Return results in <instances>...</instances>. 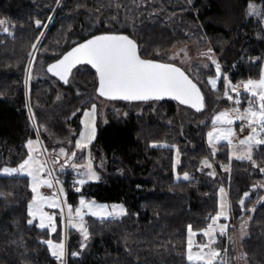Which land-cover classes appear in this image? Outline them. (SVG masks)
Segmentation results:
<instances>
[{"label":"trees","instance_id":"16d2710c","mask_svg":"<svg viewBox=\"0 0 264 264\" xmlns=\"http://www.w3.org/2000/svg\"><path fill=\"white\" fill-rule=\"evenodd\" d=\"M252 1L260 3L264 13V0H143L127 16L121 12L122 0H0V20L6 21L0 26V87L6 85L8 100L0 99V168L18 166L27 156V141L37 137L27 96L47 107L56 102L58 89L50 80L26 83L35 50L32 45L38 37L37 53L46 48L52 61L74 45L70 40L92 25L97 27L95 34L114 30L131 35L145 58H154L181 43L200 47L209 43L223 77L233 82L258 79L264 62V23L248 15ZM36 20L41 21V27L36 26ZM199 72L200 80L191 76L205 93L206 109L211 101L206 87L208 79L216 75L215 65L210 63L208 69ZM75 74L82 84L98 83L95 70L88 65L76 68L72 76ZM223 77L219 88L211 90L216 98L224 95ZM247 97L243 94V106ZM89 101L84 100L83 106ZM144 103L149 106L141 114L127 117L110 109L106 114L99 112L91 155L100 179L82 185L80 192L69 189L67 197L74 207L81 196L123 204L127 214L115 219L87 218V241L78 230L68 228L67 264H189L188 225L202 230L210 224L209 218L218 211L222 185L229 193L233 223L248 219V234L243 240L248 260L264 264L263 188H257L264 184V174L247 160H230L226 144L213 155L206 142L210 122L201 127L196 145L182 137L180 127L172 123L177 102ZM80 118L77 114L72 119L76 131L81 128ZM175 147L181 153L177 168ZM73 150L75 147L69 152ZM253 158L264 167V146L255 148ZM205 160H212L218 172L205 167ZM211 170L214 176L209 175ZM177 172L188 173L191 178L178 179ZM30 188L25 176L0 175V264H59L42 241L66 240L62 217L52 234L35 223L28 225L27 206L33 197ZM244 193L249 196L241 206ZM229 232H234V227ZM82 242L87 245L83 250ZM216 245L221 247L222 242ZM77 252L78 256L71 255Z\"/></svg>","mask_w":264,"mask_h":264},{"label":"snow or ice","instance_id":"6c2138e0","mask_svg":"<svg viewBox=\"0 0 264 264\" xmlns=\"http://www.w3.org/2000/svg\"><path fill=\"white\" fill-rule=\"evenodd\" d=\"M248 15H257L264 17V13L256 9L255 4L248 5ZM51 19V18H49ZM6 21L0 20V26L4 25ZM37 27H41V21L36 20ZM46 27V25H45ZM5 33H8L7 27L3 28ZM43 36V33L40 34ZM39 37L36 43L32 45L33 49H37L39 44ZM211 51V49L209 50ZM30 55H32L30 53ZM35 57L33 56V60ZM212 64L215 65L216 77L210 78L208 84L211 85L213 90H216L217 83L221 79L220 65L211 57ZM86 63L91 65L98 75V88L97 92L100 97L109 100H124V101H149L160 100L166 96H170L182 105H187L197 112L202 111L204 108V95L196 83L179 67L162 63L154 60L143 59L139 54V47L135 40L124 34H102L88 39L84 43L72 48L56 62L47 67V71L53 76L58 77L60 81L65 84L69 82V74L76 65ZM31 61L29 65V78H30ZM223 79L227 81L225 84L224 97L233 101L237 107L231 111H222L216 115L213 120V131L207 135L209 143L212 146L213 155H215L216 147L215 142L225 140L234 149L232 158L236 160H247L252 163L253 167L259 169L264 174V167L258 165L253 158V149L264 146V70L261 71L258 79H248L242 82L243 91L248 94L247 104L248 107L241 110L238 106L241 104L240 85H233L228 81L227 76ZM27 83V81H26ZM230 93H234L232 95ZM75 115V113L73 114ZM82 120L84 131L80 133V137L75 142V149L84 151L89 148V145L96 137V105L93 104L90 109L83 111ZM235 120L245 121L246 127L250 129L249 135L240 139L237 144H233L232 138L235 133L231 127ZM217 125H227L228 127H217ZM244 128H241L243 131ZM39 144V140L27 141L28 155L17 167H3L0 168V175H26L31 178V192L33 197L27 206L28 219L26 223L33 225L34 221L38 219V227L41 230L49 229L50 234L57 232L56 215L50 214L44 210L45 206L49 208L59 209L60 215L64 217V208L62 201L53 196H45L40 192L41 187L49 189L54 187V177L52 170L48 168V161L41 160L40 155L47 152L46 148H33V144ZM155 146V145H154ZM238 149V151H236ZM33 153H39L34 155ZM59 156L64 157L66 162L72 161L77 153L72 151L69 153L63 147L59 149ZM52 163H57L53 160ZM179 151L177 150V159L175 164L178 165ZM204 166L211 168L212 165L207 161L202 162ZM72 168H84L85 171L81 174V178L76 181L77 185H84L92 180H99L100 177L93 170L91 159H88L84 165L71 163ZM223 167V166H222ZM228 171L227 168L224 169ZM209 175H215L210 172ZM179 178V177H178ZM183 179L188 180V173L183 174ZM58 184L59 181H56ZM77 192H80V187H76ZM63 188L59 189L63 193ZM221 193H224V188H220ZM226 195V194H225ZM249 193H244V199L240 200V205L243 206L245 199ZM264 200V197L261 198ZM80 207L74 210L72 206L67 207V224L70 227L76 228L83 240L89 239L88 228L84 224L85 215L96 217L100 220L108 218H118L126 215V210L123 206L113 205L109 209L108 205L97 204L95 201H86L81 198L79 201ZM225 204L220 205V211L216 216L210 217L211 223L207 228L202 230L203 236L207 237V242L204 244H196V251L193 252L192 236L198 233L194 232L191 225H188L187 231L189 233L187 260L189 264H228L223 260L220 250L213 247L215 244V232L219 230L220 235H224V230L227 225L217 224L221 218H227L225 212ZM42 243L47 245L50 255L55 258L59 264H64L66 251L65 244L60 242H53L52 239L44 240ZM86 243H81V250L85 248ZM72 256H78L79 253H71ZM246 258V255L245 257Z\"/></svg>","mask_w":264,"mask_h":264},{"label":"rangeland","instance_id":"374dc122","mask_svg":"<svg viewBox=\"0 0 264 264\" xmlns=\"http://www.w3.org/2000/svg\"><path fill=\"white\" fill-rule=\"evenodd\" d=\"M142 1L143 0H122V11H121L122 15L127 16V12L130 9L135 8L136 4L138 2H142ZM183 1H185L187 3H192L194 0H183ZM250 3L255 4L256 9L259 12L263 13V6L260 3L255 2V1H252ZM252 16H255L258 20H261L264 23V17L257 16V15H252ZM46 31L47 30L43 31V36L45 35ZM96 31H97V27H95L94 25H92L88 29H84L79 35L75 36L72 40H70L71 44H75V43L82 41V39H84L85 37H88L89 35L91 36V35L95 34ZM109 32H115V31L113 30V31H109ZM43 36H41V38H43ZM45 49H43L39 53H37V51H38L37 49L34 50L33 55L30 59V61H31L30 78L31 79L29 78V66H28V72H27L28 84L27 85H29L30 80L32 81L33 79H35V80H39V79L50 80L52 82V84H54V86L57 87L58 92L56 94V102L49 107L43 106V105L39 104L38 102H35L36 99L35 100L32 99L30 101V99L28 97L29 95L27 96L28 114H29V117H30L33 125L35 126V130H36V134H37V137H32L29 140H33V141L39 140L40 143L39 144L34 143L33 148L34 149L46 148L47 151L49 152L48 153L49 156L55 155L54 160H56L55 158L60 157L62 161L59 164V166H67L69 169H72L76 172L77 178H76L75 182L79 178H81V174L85 171V169L84 168H79V169L72 168L70 166V164L76 163V164L84 165L87 163L88 159H91L92 165H93V170L100 177L98 169L96 168V166L92 160V155H91V145L96 140L98 127H99V122H98L99 112L102 111V114H106L107 111L110 109V110H114L116 112L121 111L123 113V115L125 117H127V116H130L131 114H141L145 110L146 107L148 108L149 105H147L146 103H143V102L118 104V103L113 102L111 100L104 99L97 94V92H96L97 85H95V83L93 84L90 82L89 83L83 82V84H82L80 82V77L78 76V74H75L74 77L72 76L68 85H64V84L59 85V83L57 81H54L53 79H51L49 73L47 72V69H46L47 65L52 61L51 60L52 58L48 54L49 51H47ZM210 49H211V44H209V43L203 47L197 46L195 43H181V44L175 45L172 49H170L168 51L157 54L156 56H154L153 59H157V60L162 61V62L176 64V65L182 67L183 69H185L188 73H190V75H192L196 79L200 80L201 76H200L199 70L201 68H204V70L208 69L210 63H212L211 59H209V57H211L214 60H216V58H217L215 53H213L212 49H211V51H209ZM62 54H60L58 57H60ZM33 56L35 57L34 60H33ZM29 65H30V62H29ZM83 70H85V68ZM262 70H264V62H263V69ZM220 72H221V79H222L224 72L221 69V67H220ZM215 77H216V75L212 76L210 78H215ZM221 79L218 81L216 89L219 88ZM228 81H231V80L228 79ZM246 81L247 80H243V81H239V82L231 81V83L233 85H240L241 86L239 89V91H240L239 98L241 100V104L238 106L241 110L248 107V104H246L244 106L242 105L244 102L243 101L244 100L243 94H247L243 91L242 82H246ZM226 83H227V81H226ZM0 88L2 89V91H0V96H4V94H6V92H4V88H6V85L3 84ZM211 90L214 91L211 88V85L209 84V87L208 86L206 87V91H207V94L210 95L211 101L208 104L207 108L202 112L197 113L188 107H185V106H182V105L176 103L175 114L173 116L172 123L177 125L178 127H180V129L182 130V135H183L182 137L191 141V143L193 145H196V141H197L198 137L201 136V130H200L201 127L203 125H205L206 123L210 122L211 128L206 133V142L209 145V147L212 149V146L209 143V138H208L207 134L210 131H213V124H212L213 118L222 111H231L234 107H237V105H235L233 103V101H230L227 98H225L224 95L221 96L220 98L219 97L216 98V96L213 95V92ZM27 91H28V94H30L29 93L30 92L29 86H27ZM230 94L235 95L234 93H230ZM5 96H7V94ZM248 98L249 97H247V100H248ZM86 99H90V101L86 106H83L82 102ZM93 104L96 105V119H95L96 137L92 141V143L89 145L88 149H86L84 151H79L77 149L73 150V151H76L77 155L72 161H68V165H66L64 163V162H66L65 158L58 156L59 149L61 147H63L66 151L69 152V149H71V147H74L76 140H78L80 137V133L82 131H84L83 124H82V120L84 119L83 111L90 109ZM216 106H218L217 110H216V108H214ZM67 111H69L70 113L66 114ZM74 113H75V115H73ZM77 114H81V118H80L81 119V121H80L81 128L79 129V131H76V127L72 124V119ZM103 121H104V123H107L108 118L106 116H104ZM240 122H245V121L235 120L234 123L231 125V127L235 133V136L232 138L233 144H237V145H238L239 140L247 137L249 135V132H250V129H248L247 127H246L247 131L245 133L239 131L238 125ZM217 127H228V126L227 125H217ZM75 135H76V137H75ZM57 144H61V147L58 148ZM222 144H226L229 146L230 157H231L234 149L232 148V146H230L227 143V141L219 140V141L215 142L216 149ZM27 149H28V147H27ZM175 150H176L175 151V162H176L178 148L175 147ZM254 150H255V148L253 149V155H254ZM236 151H238V149H236ZM69 153H71V152H69ZM33 154L39 155V153H33ZM46 154L47 153L44 152L43 155H40V159L41 160H47ZM27 155H28V153H27ZM26 158H27V156L25 157V159ZM232 159H234V158H232ZM179 160L181 161V153L180 152H179ZM207 161L213 166V167H211V169L214 168L217 171L216 166L214 165L213 161L212 160H207ZM178 165L175 164V167L177 168ZM8 167L11 168L12 166H8ZM15 167H17V166H15ZM48 168H49V166H48ZM211 171L214 172L213 170H211ZM183 174L184 173H178L177 172V174H176L177 178L179 177L178 179L184 180ZM188 175H189V179H190L191 175L190 174H188ZM22 176H25L29 179L30 187H31V178L26 176V175H22ZM95 181H98V180H92L90 182H95ZM53 183H54V181H53ZM77 186L82 189V185H77ZM60 188H63V187L60 185ZM221 188H224L225 191H224V193H221L219 191L217 213L220 211V205L225 204L226 205L225 212H226L227 218H221L219 221H217V224L218 225H220V224L227 225V228L224 230V235H220L219 230H217L215 232V244L213 245V247L217 250H220L223 260L227 261L228 264H251V262L247 258V254H246V252L244 250V246H243V240L248 234V227H247L248 226V219H244L237 224L233 223V221H232L233 216L231 213L232 204H231V200L229 197L227 187L225 185H222ZM257 188H263V196L262 197H264V184L257 186ZM63 190H64V188H63ZM55 191H56L55 183H54V187L51 189L47 188L46 186L40 188V192L43 195L53 196V194L55 193L56 198L59 199L60 201H62V207L64 208L63 231H64V235H65V233L68 231V228H73L67 224V220H66L67 207L70 205V206H72V208L74 210L76 207H80V204L78 202L77 206L74 207L69 202L68 197H67V193L65 191H63L62 195L60 193L55 192ZM81 198L85 199L86 201H95L97 204L108 205L109 209L113 205H116V206L122 205L123 208H125V206L123 204H109V203L97 201V200L92 199V198H87L86 196H81L80 199ZM8 201H11V199H8ZM261 201H264V200L261 199ZM44 210L50 214L54 213L56 215V224H57V230H58L59 217H61L60 210L54 209V208H49L46 206H45ZM217 213L214 216H216ZM89 217H92V216L85 215V217H84L85 226H86V222H87L86 220ZM94 218H96V217H94ZM96 219H98V218H96ZM108 219H111V218H108ZM38 222H39L38 219L36 221H34V223L36 225H38ZM230 227H234V232H231V233L229 232ZM205 228H207V227H205ZM73 229H76V228H73ZM204 229H202V230H204ZM202 230L193 229L194 232L198 233L197 235L191 237V239L193 241V252H195L197 250L195 247L196 244H204L207 242V237L200 234V233H202ZM64 238H65V236H64ZM188 240H189V233H188V239H187V248H188ZM218 241L222 242L221 247H217L216 243ZM53 242H56V241L53 240ZM63 242L65 243V241H63ZM245 255H246V258H244Z\"/></svg>","mask_w":264,"mask_h":264},{"label":"water","instance_id":"95a60500","mask_svg":"<svg viewBox=\"0 0 264 264\" xmlns=\"http://www.w3.org/2000/svg\"><path fill=\"white\" fill-rule=\"evenodd\" d=\"M102 34H124V35H128L130 38H132L133 40H135L136 41V43L138 44V47H139V54L141 55V57L143 58V59H149V60H154V61H158V62H162V61H159V60H157V59H153V58H145V57H143L142 56V54H141V50H140V44L138 43V41L134 38V37H132L131 35H129V34H127V33H124V32H103V33H97V34H94V35H91V36H89L88 38H86V39H84V40H82V41H80V42H78V43H76V44H74L73 46H71L67 51H65L60 57H58L57 59H55V60H53L52 62H50L48 65H47V67L50 65V64H52V63H54V62H56L57 60H59L60 58H62V56L64 55V54H66L68 51H70L72 48H74V47H76L77 45H79V44H81V43H84L85 41H87L88 39H91V38H93L94 36H97V35H102ZM162 63H167V62H162ZM169 64H173V63H169ZM81 65H88V64H86V63H81V64H78V65H76L74 68H72V70H71V72H70V74H69V77H68V80H69V82H70V79L72 78V75H73V73H74V71L76 70V68H78L79 66H81ZM173 65H175V66H177V67H179L182 71H184L192 80H193V82L194 83H196L197 84V86L200 88V90H201V92H202V94L204 95V108H203V110L202 111H204L205 110V107H206V101H205V93H204V91H203V89H202V87L192 78V76L185 70V69H183L182 67H180V66H178V65H176V64H173ZM88 66H90L92 69H94L91 65H88ZM47 69V68H46ZM95 70V69H94ZM48 72V71H47ZM96 72V71H95ZM49 73V72H48ZM49 75L51 76V77H53V78H55V79H57L59 82H61L62 84H64V85H67V84H65L63 81H60L59 80V78L58 77H55V76H53L51 73H49ZM97 78H98V75H97ZM98 86H99V84L97 83V88H98ZM97 88H96V92H97ZM97 94H98V92H97ZM102 98H104V97H102ZM104 99H106V98H104ZM107 100H109V99H107ZM163 100H173V101H175V102H177L178 104H180L179 103V101H177L176 99H174V98H172V97H170V96H166V97H164L163 99H160V100H149V101H124V100H111V101H121V102H126V103H136V102H152V101H163ZM180 105H182V104H180ZM182 106H185V107H188V108H190L189 106H187V105H182ZM190 109H192V108H190ZM193 111H195V112H197L195 109H192ZM202 111H199V112H202ZM199 112H197V113H199ZM58 161L60 162V158H58ZM66 165H68V161L67 162H64Z\"/></svg>","mask_w":264,"mask_h":264},{"label":"built area","instance_id":"2783aa9c","mask_svg":"<svg viewBox=\"0 0 264 264\" xmlns=\"http://www.w3.org/2000/svg\"><path fill=\"white\" fill-rule=\"evenodd\" d=\"M245 122H240L238 125V130L241 131V128L243 127L244 130L241 131L243 133H245L247 131V128L245 126ZM47 153V152H46ZM46 159L48 161V166L49 168L52 170V175L55 178L54 179V183L56 186V190L58 193L59 189H60V185L64 188V191L67 193L69 191V189H76V187H78L76 185V178L77 175L74 173H71V171L69 170V168L67 167H55L51 161V158L49 156V154H46ZM56 181H59V183L57 184ZM68 181H70V183H68ZM62 195V193H60ZM65 251H66V257H65V261L64 264H67V260H68V248H67V239H66V244H65ZM56 260V259H55Z\"/></svg>","mask_w":264,"mask_h":264},{"label":"flooded vegetation","instance_id":"af4514ba","mask_svg":"<svg viewBox=\"0 0 264 264\" xmlns=\"http://www.w3.org/2000/svg\"><path fill=\"white\" fill-rule=\"evenodd\" d=\"M0 99H1V100H6V101H8V100H7V96H5V94H4V96H0Z\"/></svg>","mask_w":264,"mask_h":264},{"label":"crops","instance_id":"0c3cea01","mask_svg":"<svg viewBox=\"0 0 264 264\" xmlns=\"http://www.w3.org/2000/svg\"><path fill=\"white\" fill-rule=\"evenodd\" d=\"M57 161V163H59V161H58V159L56 160ZM62 160L60 159V162H61ZM125 206V205H124ZM125 210H126V207L124 208ZM121 217V216H120Z\"/></svg>","mask_w":264,"mask_h":264}]
</instances>
